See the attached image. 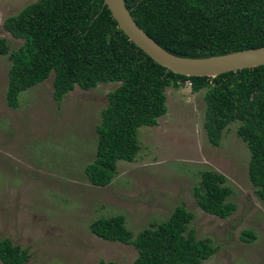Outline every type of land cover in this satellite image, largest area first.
Returning <instances> with one entry per match:
<instances>
[{"label":"trees","instance_id":"16d2710c","mask_svg":"<svg viewBox=\"0 0 264 264\" xmlns=\"http://www.w3.org/2000/svg\"><path fill=\"white\" fill-rule=\"evenodd\" d=\"M137 25L167 51L183 57H204L264 45V0H124ZM3 27L22 43L13 50L0 37V55H8L6 104L19 105V94L53 72L57 104L78 85L89 90L98 83H119L107 92V105L95 125V158L85 166L89 183L109 184L119 160L133 161L138 128L154 126L166 113L165 88L187 81L193 92L204 89V128L218 145L223 130L238 122L237 136L249 148L248 178L264 205V65L229 71L215 77L185 76L152 60L119 29L103 0H35ZM226 177L206 169L193 187L205 212L225 218L236 205L227 198ZM193 213L177 205L169 217L152 222L136 235L121 214L98 217L90 231L105 240L132 244L133 264H203L218 246L197 238L188 228ZM242 239H254L251 230ZM27 248L0 240L2 264H24ZM99 264H117L100 260Z\"/></svg>","mask_w":264,"mask_h":264},{"label":"rangeland","instance_id":"374dc122","mask_svg":"<svg viewBox=\"0 0 264 264\" xmlns=\"http://www.w3.org/2000/svg\"><path fill=\"white\" fill-rule=\"evenodd\" d=\"M34 1L0 0V37L10 50L23 40L6 31L3 20ZM9 65L8 55H0V240L27 248L24 264H133L132 244L102 239L89 224L121 214L136 235L166 220L177 205L193 213L188 228L196 237L218 246L203 264H264V205L248 178L249 148L236 134L238 122L223 130L218 145L209 142L204 89L166 87V113L156 125L138 128L133 161L119 160L112 181L94 186L84 169L95 158V125L107 92L119 83L89 90L75 85L57 104L52 72L23 90L11 108L5 99ZM206 169L223 174L232 188L227 199L236 209L225 218L202 210L193 196ZM243 230L254 239L244 241Z\"/></svg>","mask_w":264,"mask_h":264},{"label":"water","instance_id":"95a60500","mask_svg":"<svg viewBox=\"0 0 264 264\" xmlns=\"http://www.w3.org/2000/svg\"><path fill=\"white\" fill-rule=\"evenodd\" d=\"M119 29L152 60L173 73L185 76L215 77L243 68L264 65V45L219 55L183 57L175 55L154 41L135 22L124 0H103Z\"/></svg>","mask_w":264,"mask_h":264},{"label":"built area","instance_id":"2783aa9c","mask_svg":"<svg viewBox=\"0 0 264 264\" xmlns=\"http://www.w3.org/2000/svg\"><path fill=\"white\" fill-rule=\"evenodd\" d=\"M186 84H188L190 86V82L189 81H187Z\"/></svg>","mask_w":264,"mask_h":264}]
</instances>
